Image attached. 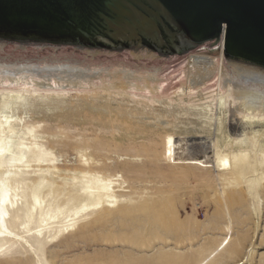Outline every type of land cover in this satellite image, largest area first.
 I'll list each match as a JSON object with an SVG mask.
<instances>
[{
	"label": "rangeland",
	"instance_id": "374dc122",
	"mask_svg": "<svg viewBox=\"0 0 264 264\" xmlns=\"http://www.w3.org/2000/svg\"><path fill=\"white\" fill-rule=\"evenodd\" d=\"M220 76L215 69L192 88L0 87V101L21 97L1 116L0 192L14 206L0 225V264H264V113L241 116L230 104L223 123L200 128L192 114L179 115L209 99L217 109ZM167 104L175 106L169 116ZM221 157L230 168L221 169ZM97 176L114 180L115 204L79 213L67 229L38 226L57 208L64 220L83 202V182ZM35 185L43 211L28 223Z\"/></svg>",
	"mask_w": 264,
	"mask_h": 264
},
{
	"label": "water",
	"instance_id": "95a60500",
	"mask_svg": "<svg viewBox=\"0 0 264 264\" xmlns=\"http://www.w3.org/2000/svg\"><path fill=\"white\" fill-rule=\"evenodd\" d=\"M132 5L175 30L99 24ZM215 69L264 101V0H0V87L175 88Z\"/></svg>",
	"mask_w": 264,
	"mask_h": 264
},
{
	"label": "bare ground",
	"instance_id": "6f19581e",
	"mask_svg": "<svg viewBox=\"0 0 264 264\" xmlns=\"http://www.w3.org/2000/svg\"><path fill=\"white\" fill-rule=\"evenodd\" d=\"M215 71V70H214ZM212 71L210 74L205 76L203 79H209L211 74L214 73ZM199 80L192 86L198 85L200 82L203 84L205 80ZM200 83V84H201ZM192 86H189L192 88ZM186 90V89H185ZM215 95L218 101V108L216 109V101L215 99H209L206 100L205 102H201L198 105L194 106H189V107H183L179 109V115L180 114H192L193 117H195V120L191 121L193 124L196 126L200 127H205L210 124V122H216L215 124H221L223 123V120H225L228 115L226 114L228 112V109L225 106H229L230 104L235 106V113L243 116L246 114H251L253 116H257L258 114L264 113V101L259 100L255 97H252L248 94H245L243 92H240L238 90H235L231 85H227V89L224 94L221 95L220 88L216 87L215 89ZM2 100L0 101V134H3L6 131L5 124L2 120V112L5 107H8V105L11 102H15V100L21 99L20 96H13L9 94H3L2 95ZM199 96L201 97L202 94L200 93ZM15 104V103H14ZM17 105V104H16ZM175 109L174 105L167 104L163 107V112H167L169 116V113H172ZM166 113V114H167ZM174 115V114H173ZM188 123H186L187 125ZM214 124V125H215ZM215 128V127H214ZM190 129V128H189ZM8 130H13L12 126L8 127ZM179 132H182V129L179 127ZM4 140L2 137H0V169L2 164L4 163V152L6 150L5 145L3 144ZM174 145H175V140L173 139V136L171 134H168L165 136L164 140V156L171 158L174 154ZM26 149V147H23ZM23 150H21L22 152ZM23 159V154L21 153L20 156H13L11 157V160L20 162ZM219 165L221 166V169H227L230 168V161L226 157H221L218 160ZM113 184L114 180L111 178L109 179H104L100 176H97L95 180L91 183L88 182H83L82 186V196L84 197V200L78 207L73 208L70 211V214L67 215V217H64V220H60L58 218L57 213L60 214L61 210L57 208L55 212L53 213L52 211H46V215L44 217L40 218L39 221V227H43L47 225V221L51 220V222H61L65 223L63 227L65 229L68 228V225H70V221L74 220L76 217H78L79 213L86 212L89 210H94L101 208L103 206H111L117 202V198L115 196V191L113 189ZM1 188V186H0ZM40 196V189L39 185H35L32 188L31 194H30V206H28L27 212H26V217L28 223L32 221L33 219V213L38 212L41 214V211H43L42 207V200ZM14 203L13 200L9 194L8 191L2 189L0 192V225L5 226L6 223V213L5 210H9L10 207H13ZM64 207V206H63ZM4 209V210H3ZM71 209V208H70ZM63 215V214H62ZM40 216V215H39ZM42 216V215H41ZM46 221V222H44ZM65 229H60L59 231H64ZM30 230V229H29ZM33 234V233H32ZM231 235L227 238L224 237L219 244L216 245L215 250L220 251L223 250L225 247L230 245L231 242ZM264 239V238H263ZM216 244V243H215ZM239 245H237L238 248ZM223 252V251H222ZM170 256V255H169ZM168 258V256H167ZM172 258V257H171ZM175 264H179V257L176 258L174 257ZM216 258V257H215ZM169 259V258H168ZM171 261V260H170ZM216 261V259H215ZM172 262V261H171ZM173 262V263H174ZM185 262H191L189 258L185 259ZM203 261H200L202 263ZM239 264V262H238Z\"/></svg>",
	"mask_w": 264,
	"mask_h": 264
},
{
	"label": "snow or ice",
	"instance_id": "6c2138e0",
	"mask_svg": "<svg viewBox=\"0 0 264 264\" xmlns=\"http://www.w3.org/2000/svg\"><path fill=\"white\" fill-rule=\"evenodd\" d=\"M132 5L127 11H114L110 14H100L99 24L108 32L116 33L125 29H141L159 37L161 32L175 30L174 18L166 12L146 15ZM179 34V33H178Z\"/></svg>",
	"mask_w": 264,
	"mask_h": 264
}]
</instances>
